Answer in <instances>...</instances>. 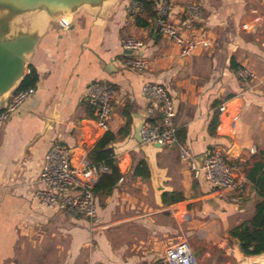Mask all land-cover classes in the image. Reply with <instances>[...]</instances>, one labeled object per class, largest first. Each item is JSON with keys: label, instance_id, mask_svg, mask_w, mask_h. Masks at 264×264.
Listing matches in <instances>:
<instances>
[{"label": "crops", "instance_id": "0c3cea01", "mask_svg": "<svg viewBox=\"0 0 264 264\" xmlns=\"http://www.w3.org/2000/svg\"><path fill=\"white\" fill-rule=\"evenodd\" d=\"M166 1L169 21L197 45L189 57L181 58L173 41L157 33L155 19L131 12L133 0L54 21L33 14L17 23L38 34L26 73L34 70L37 81L0 126V264H152L174 244L176 228L228 237L242 221L235 217L228 226L230 218L248 203L254 206L249 183L232 203L181 161L176 146L142 145L135 129L142 119L159 121L157 109L148 112L141 89L162 85L173 104L177 141L195 160L209 150L221 152L245 179V171L264 160V0ZM191 4L201 7L200 21L189 19ZM61 20L69 27L62 28ZM126 39L143 44L145 70L125 67ZM244 70L253 76L242 78ZM95 82L114 89L109 132L116 138L110 148L121 179L110 193L96 195L94 224L101 226L92 228L87 219L39 205L35 194L54 142L66 146L72 164L80 166L106 133L87 101ZM222 104L226 112L220 115ZM233 147L238 152L231 158ZM140 161L148 169L146 179L132 176ZM163 194L182 200L172 203Z\"/></svg>", "mask_w": 264, "mask_h": 264}, {"label": "built area", "instance_id": "2783aa9c", "mask_svg": "<svg viewBox=\"0 0 264 264\" xmlns=\"http://www.w3.org/2000/svg\"><path fill=\"white\" fill-rule=\"evenodd\" d=\"M138 11L136 4L132 5L131 12ZM170 11L166 0H159L157 4V17L155 18L156 31L159 35L173 41L179 48L181 58L189 57L197 48L196 43L186 37L182 31L168 19ZM187 12L191 21H200L202 9L198 5H188ZM62 28H67L68 23L61 20ZM121 49L126 53L124 62L126 68L141 72L147 64L140 55L143 44L134 39H126L121 43ZM130 52V54H127ZM244 79L253 76L248 71H240ZM30 90H14L3 104L0 113V126L6 121L9 114L13 113L29 96ZM88 103L95 111L96 126L107 132L112 123V101L114 89L110 85L95 82L92 83L86 93ZM141 96L150 103L152 109L159 112V121H144L140 131V143L142 145H160L163 148L176 146L180 152L181 161L187 163L194 172H201L203 179L214 189L231 196V202L236 203L235 193L243 191L247 180L239 178L237 172L228 164L227 160L217 150H209L199 163L193 158L190 150L176 139V129L173 125L174 115L171 98L162 85L145 84L141 89ZM220 115L226 112V105L218 107ZM108 172L104 166H96L83 160L80 166L71 162L70 150L54 142L45 153L41 171L38 177L40 188L35 197L39 205L63 211L76 218H84L97 223V204L95 185L102 173ZM186 240H180L170 245L163 256L152 264H198V259Z\"/></svg>", "mask_w": 264, "mask_h": 264}, {"label": "water", "instance_id": "95a60500", "mask_svg": "<svg viewBox=\"0 0 264 264\" xmlns=\"http://www.w3.org/2000/svg\"><path fill=\"white\" fill-rule=\"evenodd\" d=\"M113 1L115 0H0V98L6 95L0 105L6 102L27 75L28 59L38 39L37 33L25 27H17L21 19L40 14L47 20L54 21L61 17L76 16L86 9H100ZM143 122L142 119L135 129L138 141ZM155 147L161 148L160 145ZM237 152L238 149L233 147L227 155L232 158ZM202 160L203 156L196 159L199 165ZM194 255L198 257L197 253Z\"/></svg>", "mask_w": 264, "mask_h": 264}, {"label": "trees", "instance_id": "16d2710c", "mask_svg": "<svg viewBox=\"0 0 264 264\" xmlns=\"http://www.w3.org/2000/svg\"><path fill=\"white\" fill-rule=\"evenodd\" d=\"M138 6L139 13L147 20H154L157 17L155 0H133ZM136 22L142 26H147L145 20L137 17ZM37 81L34 70H30L18 86V90H31ZM3 108H0V113ZM122 133V132H121ZM116 136L107 131L89 150L86 159L90 164L104 166L108 172L102 173L95 185L96 195L110 193L117 182L121 179V174L117 167L116 158L110 145L115 141ZM133 177L148 178L149 172L145 162L140 161L132 172ZM245 179L251 185L258 201L254 207L253 215L247 221L229 230L230 241L237 245L239 252L247 258L259 257L264 254V160H259L251 165L245 173ZM169 197L172 203L182 200L175 194H163V200Z\"/></svg>", "mask_w": 264, "mask_h": 264}, {"label": "rangeland", "instance_id": "374dc122", "mask_svg": "<svg viewBox=\"0 0 264 264\" xmlns=\"http://www.w3.org/2000/svg\"><path fill=\"white\" fill-rule=\"evenodd\" d=\"M257 201L258 198L254 203V206H252L253 204L248 203V206L246 205L244 208V212L238 215L236 214L237 216H232L227 225L233 226L235 223V217L241 218V222L250 219L253 215ZM98 204L101 205L102 202H98ZM87 221L92 228L101 226V224L95 226V224L88 219ZM180 240H186L192 250L198 254V264H245L264 261L263 255L255 258H247L240 255L237 245L230 241L229 236L226 237L224 232L210 233L207 235L206 232L201 231L197 233L194 229L189 230L186 226L182 225L180 230L177 228L175 229L170 243H176ZM235 255L240 257L235 258Z\"/></svg>", "mask_w": 264, "mask_h": 264}, {"label": "bare ground", "instance_id": "6f19581e", "mask_svg": "<svg viewBox=\"0 0 264 264\" xmlns=\"http://www.w3.org/2000/svg\"><path fill=\"white\" fill-rule=\"evenodd\" d=\"M6 98V95H4V96H2L1 98H0V101H3L4 99ZM264 256V255H263ZM245 264H264V261H262V262H258V263H245Z\"/></svg>", "mask_w": 264, "mask_h": 264}]
</instances>
